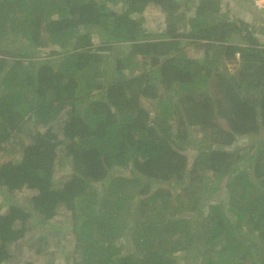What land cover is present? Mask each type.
<instances>
[{"label":"trees","instance_id":"trees-1","mask_svg":"<svg viewBox=\"0 0 264 264\" xmlns=\"http://www.w3.org/2000/svg\"><path fill=\"white\" fill-rule=\"evenodd\" d=\"M119 1L106 8V0H0V264H17L26 233L52 225L61 204L72 213L82 254L72 264H174L173 254L200 234L190 215L176 214L189 204L196 217L202 215L201 189L218 192L242 157L239 148L216 146L264 131V26L242 15L264 23V10L252 0H235L236 8L222 12L219 0ZM150 4L169 12L171 4H193L189 29L180 32L168 15L162 33L145 31L143 18L132 14ZM80 25L104 28L108 40L94 45L87 34L77 35ZM51 42L57 47L38 55ZM116 42L129 43V51L115 52ZM105 50L113 55L108 68L99 63ZM228 61L238 63V74L230 73ZM164 83L178 86V99L160 93ZM140 95L156 98L161 109L152 114ZM221 117L230 130L219 126ZM192 125L216 128L210 140L215 148L202 142L204 149L190 157ZM255 159L256 179L243 170L228 181L235 221L218 202L209 204L201 223L207 242L224 241L212 264H264V158ZM60 164L69 171L61 187L55 179ZM205 164L216 179L206 180ZM119 167L132 175H115ZM174 180L185 181L190 203L183 199L176 214L166 215L171 200L180 199L170 190ZM152 190L159 206L143 222L136 248L118 256L121 247L111 236H126L130 227L118 221L130 207L125 201L137 194L145 202ZM13 196H27L31 206ZM254 230L258 235L245 240Z\"/></svg>","mask_w":264,"mask_h":264},{"label":"rangeland","instance_id":"rangeland-1","mask_svg":"<svg viewBox=\"0 0 264 264\" xmlns=\"http://www.w3.org/2000/svg\"><path fill=\"white\" fill-rule=\"evenodd\" d=\"M24 2V0H22ZM220 1V0H219ZM223 1L220 3V7L222 11H229L232 8H236L237 4H231L230 1ZM29 4L32 6V3L29 2ZM117 5H121V2L118 0L117 2L113 0H106V8H113ZM169 9L171 12L166 11L162 8V6L150 4L147 6L143 12H134L132 16L135 19H141L143 18V29L151 34H157L162 33V31L165 30L168 22V15L172 18V21L178 28V30L181 31H187L189 29V18L193 15L195 6L193 4L190 5L189 9H184L183 5L176 4V5H170ZM11 10H16V8L11 7ZM18 15V10H17ZM242 15L245 19L257 23V25L264 26L263 22H260L256 20L253 16V14L242 11ZM104 28H95V27H89L86 25H80L77 31V35L87 34L88 38L94 45H103L106 40H108V34L103 30ZM13 38L15 36V33L10 34ZM264 38V37H263ZM73 42H75V38L72 39ZM122 44V45H121ZM119 45V46H118ZM57 47V43H49L46 46H43L40 48L38 55L40 56H46V53H49L51 49H54ZM192 45L186 46V49L192 50ZM123 49L124 52L129 51L130 46L129 43H117L115 44L114 51L118 52L119 50ZM103 52V53H102ZM111 53L110 51H100L99 54L100 57V66L102 68H108V65L113 64V55L110 54V57L106 59V55ZM114 53V52H113ZM193 53H197L192 51ZM53 56V55H51ZM107 60V61H105ZM227 66L229 68L230 73L238 74V63L235 61H228L226 62ZM178 89V86H176L174 89L168 86L167 83H164L160 85V93L167 96H173V98L178 99L179 95L176 92ZM214 91V89H213ZM243 94H247L243 89H241ZM249 93V92H248ZM251 93V92H250ZM140 101L147 107L152 114H154L157 110H160L161 107L159 105V102L156 98L148 97L145 95H140ZM217 121L219 126L223 128L224 130H230V126L228 123V120L224 117L219 118ZM216 129V128H215ZM212 128L208 127H196V126H189V132L191 135V142L186 143V152L187 154L192 157L196 153L202 151L204 149L200 146L205 143L204 146H208L210 148H215L214 145H211L210 143L211 138L214 136L215 132L213 133ZM203 142V143H202ZM217 148H222L225 150H231L236 151V148H239L240 154L242 157L239 159L237 158V164L234 166L233 170L235 172H240L243 170L246 171L248 175H250L253 179H256L254 176V164H255V157L258 156L261 158V163H263L264 158V150L263 155L262 151L259 152L262 148H264V131H259L258 135L256 136H240L236 142L232 145H217ZM259 152V154H258ZM3 153L0 151V160L2 159ZM68 166L66 165H58L56 168V181L57 185L59 187L63 186L62 181L63 177L69 173ZM203 175L205 176L206 180H213L216 179V175L212 168H209L207 164L203 165V168L201 169ZM235 172H231L228 176L224 178V180L221 181L222 188L215 193L207 192L204 188L201 189L203 195H205V199L202 200L201 204L199 205L200 210L202 211V215L199 217L197 216V211L195 209H189L191 208L190 205L186 206V208L183 211H178V206L180 203H182V200L185 199L188 203V195L184 191V184L185 181H180L179 185L176 184V181L174 180L171 183L170 190L172 193H174V198L176 197V194H180L179 202L178 200L176 202H173L171 200L170 202V209L165 211L166 215H170L171 213H178L176 216L179 215H190L193 218V227L197 230V233H200L199 236H196L194 239L187 240V248L180 249L179 251L175 252L173 254L174 257V264H212L209 262L211 255H218L216 253V250H218L223 244L224 241L221 236L214 238L213 244L207 242V231L201 227V223L204 221L208 211H209V204L211 203H226V210L227 213L232 216V218L235 221L236 216L233 215L232 212H229V199H230V193L227 189L228 181L233 179V176L235 175ZM123 175L130 177L132 175V171L130 168H126V170H123L122 168H116L115 175ZM146 180V177H145ZM218 181V179H217ZM219 182V181H218ZM175 183V185H174ZM164 185H167L164 184ZM203 185V184H202ZM242 186H238V190ZM97 189H99V185H97ZM128 191L133 192L136 190L133 186H130L127 188ZM132 189V191H131ZM154 190H152L150 193L145 194L143 196V200L145 202L138 201V196L135 194L133 197L135 198H129L127 199L126 205L130 203V207H124L125 211H121L122 217L118 220L121 221V225L125 224L130 226L128 230H126L124 233H126V236H111L115 237V243L116 247H121L120 252L118 253V256L125 255L127 253L132 252L136 248L135 243V237L139 235L140 233H143V222L147 219L148 214L152 213L154 210L153 206H159L160 203L153 200L150 196L151 193H153ZM106 194V192H105ZM238 196V193H237ZM244 196H247V193H244ZM237 198V197H236ZM12 201L16 203H20L22 205H28L31 206V201L27 196H13L11 197ZM188 199V200H187ZM253 199V198H252ZM10 202V199H9ZM5 206V204H3ZM2 207V206H1ZM1 209V208H0ZM3 210V209H2ZM0 210V211H2ZM205 212V213H204ZM104 213V209L102 210L101 214ZM137 222V223H136ZM140 222V223H139ZM264 223V222H263ZM52 225H39L35 229H32L28 231L24 238V251L22 254V259L17 264H27L28 261H38V262H48L50 259L52 260L50 264H72L75 262H78L80 258L82 257L81 251H79V247L76 246V227L74 225V218L72 216V213L70 210L66 208L64 204H61L59 206V213L56 214V216L51 219ZM200 224V227H199ZM120 232V231H118ZM257 234V230H254L251 232V234H248L246 236L245 240H252L254 235ZM109 235V234H108ZM167 236L168 234H164ZM168 237V236H167ZM257 238V237H256ZM256 240V239H255ZM159 240L158 238L154 239V246H159ZM260 243V242H259ZM116 247L114 248L116 250ZM263 253L264 250L259 251V254ZM53 255V256H52ZM52 256V257H51ZM217 257V256H216ZM235 263L238 264L236 261ZM250 264V263H246Z\"/></svg>","mask_w":264,"mask_h":264},{"label":"built area","instance_id":"built-area-1","mask_svg":"<svg viewBox=\"0 0 264 264\" xmlns=\"http://www.w3.org/2000/svg\"><path fill=\"white\" fill-rule=\"evenodd\" d=\"M252 1L258 8L264 10V0H252Z\"/></svg>","mask_w":264,"mask_h":264},{"label":"crops","instance_id":"crops-1","mask_svg":"<svg viewBox=\"0 0 264 264\" xmlns=\"http://www.w3.org/2000/svg\"><path fill=\"white\" fill-rule=\"evenodd\" d=\"M223 1H226L228 3V1L231 2V4H237V2L235 0H220V3H222Z\"/></svg>","mask_w":264,"mask_h":264},{"label":"clouds","instance_id":"clouds-1","mask_svg":"<svg viewBox=\"0 0 264 264\" xmlns=\"http://www.w3.org/2000/svg\"><path fill=\"white\" fill-rule=\"evenodd\" d=\"M229 3V2H228ZM254 4V3H253ZM254 6H256L255 4H254ZM257 7V6H256Z\"/></svg>","mask_w":264,"mask_h":264}]
</instances>
